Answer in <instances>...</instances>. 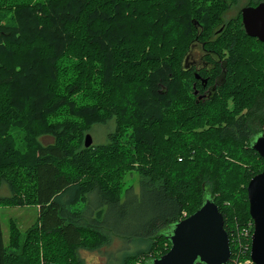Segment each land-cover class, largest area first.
<instances>
[{"label": "trees", "instance_id": "obj_1", "mask_svg": "<svg viewBox=\"0 0 264 264\" xmlns=\"http://www.w3.org/2000/svg\"><path fill=\"white\" fill-rule=\"evenodd\" d=\"M239 4L0 0V206L38 207L23 233L10 220L8 245L0 218V264H86L81 249L149 264L207 198L227 264H254L247 184L264 167L252 148L264 133V43L238 11L226 18Z\"/></svg>", "mask_w": 264, "mask_h": 264}, {"label": "water", "instance_id": "obj_2", "mask_svg": "<svg viewBox=\"0 0 264 264\" xmlns=\"http://www.w3.org/2000/svg\"><path fill=\"white\" fill-rule=\"evenodd\" d=\"M240 13L245 33L264 43V1L243 7ZM91 142V136L86 134L84 147ZM252 148L264 159V133L253 139ZM247 199L253 223L250 258L254 264H264V167L249 180ZM217 207L207 198L195 212L174 223L167 236L169 250L149 264H227L231 247Z\"/></svg>", "mask_w": 264, "mask_h": 264}, {"label": "rangeland", "instance_id": "obj_3", "mask_svg": "<svg viewBox=\"0 0 264 264\" xmlns=\"http://www.w3.org/2000/svg\"><path fill=\"white\" fill-rule=\"evenodd\" d=\"M246 0H240V4L235 9L228 10L226 18L232 17L236 14L239 7L243 6ZM194 52L197 51L195 47L192 49ZM112 124L107 125H94L91 129L90 135L92 143H101L105 140L106 131L111 130ZM16 137V134L20 135L18 128H14L9 132ZM17 145H19L20 139H15ZM134 176L126 180V184L133 182ZM8 191L4 187H0V196H6ZM38 215V207L36 205L28 206H0V218L2 228L3 244L8 245L9 242V223L13 220L21 233L30 228L36 221ZM80 256L83 258L86 264H104L106 252H95L89 250H80Z\"/></svg>", "mask_w": 264, "mask_h": 264}, {"label": "flooded vegetation", "instance_id": "obj_4", "mask_svg": "<svg viewBox=\"0 0 264 264\" xmlns=\"http://www.w3.org/2000/svg\"><path fill=\"white\" fill-rule=\"evenodd\" d=\"M255 5H256V4H255ZM255 5H250V4H247V3L245 2L243 6L239 7V8L237 9V11H238L239 14H240V18H241V13H240V11H241V9H242L243 7H246V6H255ZM237 11H236V13H237ZM192 54H193L194 56H198V55H199V51L194 52V51L192 50ZM208 92H209V89H206V91H204V94H206V93H208Z\"/></svg>", "mask_w": 264, "mask_h": 264}, {"label": "built area", "instance_id": "obj_5", "mask_svg": "<svg viewBox=\"0 0 264 264\" xmlns=\"http://www.w3.org/2000/svg\"><path fill=\"white\" fill-rule=\"evenodd\" d=\"M242 233L246 236L248 234V230L244 229Z\"/></svg>", "mask_w": 264, "mask_h": 264}]
</instances>
